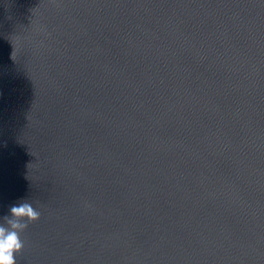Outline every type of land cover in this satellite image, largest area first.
Returning <instances> with one entry per match:
<instances>
[{
    "label": "water",
    "instance_id": "obj_1",
    "mask_svg": "<svg viewBox=\"0 0 264 264\" xmlns=\"http://www.w3.org/2000/svg\"><path fill=\"white\" fill-rule=\"evenodd\" d=\"M17 264H264V0H0V216Z\"/></svg>",
    "mask_w": 264,
    "mask_h": 264
},
{
    "label": "clouds",
    "instance_id": "obj_2",
    "mask_svg": "<svg viewBox=\"0 0 264 264\" xmlns=\"http://www.w3.org/2000/svg\"><path fill=\"white\" fill-rule=\"evenodd\" d=\"M41 212L31 201L22 200L0 216V264H17L24 248L22 234L28 224L39 220Z\"/></svg>",
    "mask_w": 264,
    "mask_h": 264
}]
</instances>
